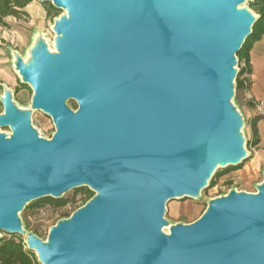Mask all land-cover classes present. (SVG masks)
Segmentation results:
<instances>
[{
	"label": "water",
	"instance_id": "obj_1",
	"mask_svg": "<svg viewBox=\"0 0 264 264\" xmlns=\"http://www.w3.org/2000/svg\"><path fill=\"white\" fill-rule=\"evenodd\" d=\"M32 1L64 13L53 51L41 39L29 61L13 54L31 108L1 84L0 233L26 236L39 264H264V178L191 224L165 219L251 157L236 96L256 0ZM33 111L52 119L50 139ZM79 189L93 197L46 240L26 235L28 205Z\"/></svg>",
	"mask_w": 264,
	"mask_h": 264
},
{
	"label": "rangeland",
	"instance_id": "obj_2",
	"mask_svg": "<svg viewBox=\"0 0 264 264\" xmlns=\"http://www.w3.org/2000/svg\"><path fill=\"white\" fill-rule=\"evenodd\" d=\"M243 7L252 10L250 3L243 5ZM26 11L29 12L28 18L21 20L13 18L6 21L10 28H0V82L2 86L6 85L12 91L15 104L23 110L31 108L33 91L28 86L21 84L20 77L14 69L13 54L17 52L25 61H29L32 46L41 39L47 42L49 48L54 49L55 33L52 27L55 20L64 13L62 11L57 13L52 9L51 4H42L37 1H31ZM3 90L0 96L3 95ZM68 106L73 110L77 109V104L74 101L68 102ZM2 112L3 108L0 105V113ZM31 120L33 127L42 137L47 139L52 137L55 127L51 118L41 111H33ZM2 131L10 132L9 130ZM244 132L247 136V149L251 153V157L239 169L232 170L219 178L214 187L204 190L200 198L170 201L165 215V219L170 225L195 222L203 215L210 200L227 195L233 189L239 192H256L257 184L264 178V165H254L247 126ZM224 170L220 169L218 172ZM76 191L72 190L64 195V198L69 200V204L62 209H56L50 204H45L39 208L31 207L34 203L28 205L20 213L26 235L40 232L42 238L46 240L52 226L59 220L71 216L88 200V193ZM165 231L168 232L169 228H165ZM0 236L2 239L13 237L3 232L0 233ZM22 239L25 241L26 236H23Z\"/></svg>",
	"mask_w": 264,
	"mask_h": 264
},
{
	"label": "trees",
	"instance_id": "obj_3",
	"mask_svg": "<svg viewBox=\"0 0 264 264\" xmlns=\"http://www.w3.org/2000/svg\"><path fill=\"white\" fill-rule=\"evenodd\" d=\"M32 0H0V28H10V25L6 22L8 17H14L16 19L28 18L29 14L26 11V8L29 6ZM252 10L260 16V19L256 26L254 27V31L252 36L248 39L242 51L238 54L240 65L243 60L248 62L249 60V51L252 45L259 41L264 35V0H256L251 4ZM57 13L60 11L56 10ZM58 15V14H57ZM1 50V47H0ZM243 73L241 68L239 77L237 79L238 88L240 87V77ZM2 91V86L0 82V95ZM1 105V104H0ZM241 167H232L225 169L222 172H218L211 182L210 188L216 185V181L227 174L232 170H237ZM76 192H86L89 194L88 200L93 197V193L88 189H79ZM87 200V201H88ZM86 201V202H87ZM45 204H50L54 206L56 209H62L69 204V200L66 198L55 200L52 198H46L34 202L31 207L39 208L44 206ZM69 217V216H68ZM36 234L42 237L40 232H36ZM0 264H39L37 257L34 252L27 249L25 245V241L20 236H13L9 239H2L0 241Z\"/></svg>",
	"mask_w": 264,
	"mask_h": 264
},
{
	"label": "crops",
	"instance_id": "obj_4",
	"mask_svg": "<svg viewBox=\"0 0 264 264\" xmlns=\"http://www.w3.org/2000/svg\"><path fill=\"white\" fill-rule=\"evenodd\" d=\"M13 18L8 17L6 21ZM241 68L243 73L240 77V87L237 88L236 100L247 120L254 165L262 166L264 165V115L259 114L257 105L264 102V35L252 45L249 60L248 62L243 60Z\"/></svg>",
	"mask_w": 264,
	"mask_h": 264
},
{
	"label": "built area",
	"instance_id": "obj_5",
	"mask_svg": "<svg viewBox=\"0 0 264 264\" xmlns=\"http://www.w3.org/2000/svg\"><path fill=\"white\" fill-rule=\"evenodd\" d=\"M240 69H241V67H240ZM257 110H258L259 114L264 115V102L258 103Z\"/></svg>",
	"mask_w": 264,
	"mask_h": 264
},
{
	"label": "bare ground",
	"instance_id": "obj_6",
	"mask_svg": "<svg viewBox=\"0 0 264 264\" xmlns=\"http://www.w3.org/2000/svg\"><path fill=\"white\" fill-rule=\"evenodd\" d=\"M52 51L54 50V49H51Z\"/></svg>",
	"mask_w": 264,
	"mask_h": 264
}]
</instances>
